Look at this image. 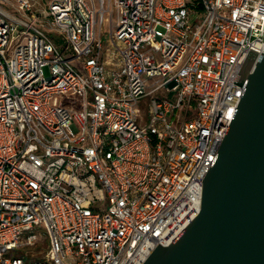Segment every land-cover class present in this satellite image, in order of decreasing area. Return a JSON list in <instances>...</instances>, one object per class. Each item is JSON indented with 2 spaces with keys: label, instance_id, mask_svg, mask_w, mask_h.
I'll list each match as a JSON object with an SVG mask.
<instances>
[{
  "label": "built area",
  "instance_id": "obj_1",
  "mask_svg": "<svg viewBox=\"0 0 264 264\" xmlns=\"http://www.w3.org/2000/svg\"><path fill=\"white\" fill-rule=\"evenodd\" d=\"M18 8L30 21L0 7V264H27L37 228L50 249L35 264H144L201 211L249 79L234 82L264 50V0Z\"/></svg>",
  "mask_w": 264,
  "mask_h": 264
},
{
  "label": "water",
  "instance_id": "obj_2",
  "mask_svg": "<svg viewBox=\"0 0 264 264\" xmlns=\"http://www.w3.org/2000/svg\"><path fill=\"white\" fill-rule=\"evenodd\" d=\"M250 49L235 84L249 79L203 180L199 215L144 264H264V50Z\"/></svg>",
  "mask_w": 264,
  "mask_h": 264
},
{
  "label": "rangeland",
  "instance_id": "obj_3",
  "mask_svg": "<svg viewBox=\"0 0 264 264\" xmlns=\"http://www.w3.org/2000/svg\"><path fill=\"white\" fill-rule=\"evenodd\" d=\"M34 11L38 12H43L45 10V7L47 5L52 4L54 1L56 0H30ZM19 0H0V7L13 13L16 17L21 18V19H25L27 21H30L25 15H23L22 13L19 12ZM116 13L114 15L115 17V23H116ZM47 27V32L50 34V37H52L54 40H56L58 42V44H61V42L58 41L57 37H56V33L51 31V28ZM106 31L103 32L102 34V39L105 42V48H107L108 42V36L110 33V28L107 27L105 28ZM72 65L74 67H76L77 69H82V64L78 61H72ZM45 74L46 76H49V71L46 69L45 70ZM152 84V83H151ZM154 87H151L149 89V91H151ZM165 93V90H161L159 92L154 93L152 96H148L144 99H142L140 101L139 104V110H140V114L142 116H146L148 114L149 111V107H150V103L152 101V99L154 98H159L160 96H163ZM61 104L65 103V100L62 99ZM97 208H100L101 210L106 209L107 205L106 202H98L95 205ZM35 233L38 235V239L39 242L36 243L33 246H28L26 248H24V250H22L21 253L26 256V260H27V264H35L39 261H43L46 258V254L50 249V243H49V239L47 237L46 231L43 228H37L35 230Z\"/></svg>",
  "mask_w": 264,
  "mask_h": 264
}]
</instances>
